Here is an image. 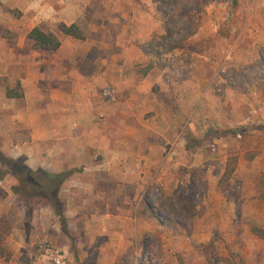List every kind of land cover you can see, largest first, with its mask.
<instances>
[{"label": "rangeland", "instance_id": "374dc122", "mask_svg": "<svg viewBox=\"0 0 264 264\" xmlns=\"http://www.w3.org/2000/svg\"><path fill=\"white\" fill-rule=\"evenodd\" d=\"M158 6L0 0V110L19 120L33 114L57 135L52 122L70 91L58 58L88 49L113 68L87 83L117 107L107 116L111 140L91 137L86 154L41 164L57 139L31 143L24 121L17 138H0L11 165L70 172L51 202L19 193L13 166L0 164L9 173L0 183L4 218L42 264H51L45 248L64 264H264V0ZM67 7L81 10L82 41L57 31ZM34 27L56 34L62 48L33 49ZM143 81L148 94L128 107L122 96ZM18 82L23 98H6ZM127 128L141 136L129 138Z\"/></svg>", "mask_w": 264, "mask_h": 264}, {"label": "crops", "instance_id": "0c3cea01", "mask_svg": "<svg viewBox=\"0 0 264 264\" xmlns=\"http://www.w3.org/2000/svg\"><path fill=\"white\" fill-rule=\"evenodd\" d=\"M74 9L76 7H67L59 12L64 17L62 19L63 23L67 25L79 23L81 10L78 8L77 10ZM52 11L54 12V10ZM62 45L63 42H61L59 50ZM17 49L18 47L13 50L14 52L10 51V57L17 59ZM58 59L61 61L59 66L61 65L60 69L62 75H64V78H62L64 81L62 80V82L70 91H65L63 112L52 122L53 128L57 130V135L50 133L47 124L44 121H40L33 114L27 116L25 120H19L16 110H9V112L0 110V138H17L19 135L18 123L24 121L29 129L27 134L31 143L38 141L49 143L54 142L52 139H57L56 143H53L50 147L48 146L47 151L44 152L46 153L45 155L41 154V164L44 161L46 163L51 157L66 155L72 151L78 155L86 154L94 146L90 142L91 137L94 140L99 138H109L111 140L113 138V134L107 130V116L111 113L110 117L113 116V112L117 107L105 102L97 88L92 91L90 85L87 84L94 76H98L102 72L105 76L110 75L113 68L109 64V60H102L96 56L91 57L88 49L81 52L71 50L65 58ZM146 80L148 79L146 78ZM149 80L153 82V78ZM146 85L147 81H143L131 93L126 95L127 97L122 96L128 107L131 108L130 103L140 100L148 94ZM73 96L75 97L73 98ZM121 116L117 115L118 119H121ZM104 126L105 129H101ZM130 129L127 128L129 138L135 139L141 136L138 133L131 132ZM92 130L94 133L91 132ZM6 152L7 155H12V150ZM3 200V198H0V264H42L29 254L31 248L26 245L25 236L22 233H16V226H12L14 223L9 222L12 218H4L6 212ZM6 226L8 227L7 232L4 229ZM15 235L17 236L15 237Z\"/></svg>", "mask_w": 264, "mask_h": 264}, {"label": "trees", "instance_id": "16d2710c", "mask_svg": "<svg viewBox=\"0 0 264 264\" xmlns=\"http://www.w3.org/2000/svg\"><path fill=\"white\" fill-rule=\"evenodd\" d=\"M159 5L165 3V0H153ZM57 31L60 35L65 37H70L76 40H84L85 35L82 29L75 23L65 24L59 23L57 26ZM27 39L32 43V47L35 50L40 51H57L61 45L59 37L52 32H45L39 27L32 28L28 34ZM150 67L144 71V75L148 74ZM5 97L9 99H22L23 92L21 86L16 83V86L12 89H5ZM13 162L0 154V164L7 168L13 166L11 169L14 175L18 177L20 181V191L19 193L31 192L37 198L50 199L51 202H56L54 193L58 190L60 185L69 177L70 172H61L56 174H50L43 170H38L32 172L17 165H11ZM5 168L0 169V181H2L6 176H8V171ZM232 170L230 169L229 172ZM62 219V218H61Z\"/></svg>", "mask_w": 264, "mask_h": 264}, {"label": "built area", "instance_id": "2783aa9c", "mask_svg": "<svg viewBox=\"0 0 264 264\" xmlns=\"http://www.w3.org/2000/svg\"><path fill=\"white\" fill-rule=\"evenodd\" d=\"M105 95L111 97L110 92H105ZM44 253L43 257L47 258L51 264H64V256L59 251L45 248Z\"/></svg>", "mask_w": 264, "mask_h": 264}]
</instances>
